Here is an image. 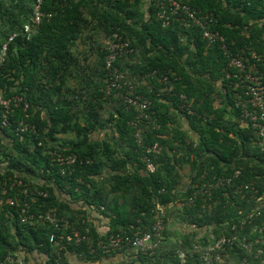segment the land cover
<instances>
[{"label":"trees","instance_id":"obj_1","mask_svg":"<svg viewBox=\"0 0 264 264\" xmlns=\"http://www.w3.org/2000/svg\"><path fill=\"white\" fill-rule=\"evenodd\" d=\"M177 1L201 16L212 14V30L225 37L232 52L251 48L261 55L258 66L264 74V0ZM142 3L0 0V57L7 45L0 62V98L22 96L29 104L28 116L19 107L8 116L7 126H2L0 107V186L7 189V197L17 199L15 206H0V260L10 255L18 259L24 251L45 255L44 264H74L71 256L81 264L103 262L115 253L103 254L97 248L99 241L118 233L142 235L163 214L168 225L174 219L186 227L181 241L168 243L167 229L154 254L135 252L132 262L120 264H179V251L187 254L190 264H202L200 253L191 252L196 245L205 248L247 220L239 228L240 237H263L264 155L250 123L235 105L237 90L228 77L232 70L225 53L218 46L208 47L200 29L186 26L183 18L164 28L154 6L145 18ZM36 8L52 17L44 16L27 39L24 26L32 24ZM115 32L129 39L134 49L117 62L121 72L136 81L149 77L145 85H138L137 93L152 102L149 114L160 129L146 123L139 126L146 131V145H162L160 154H148L138 146L131 125L135 108L127 109L119 98L106 95L107 51L98 39ZM78 42L95 45L98 60L93 68L81 65L74 53ZM154 71L174 80L173 93H160L163 84L160 75L151 76ZM71 80L77 83L69 87ZM182 93L190 99L193 114L179 110ZM219 97L221 107L216 106ZM178 116L187 119L194 136L182 128ZM22 123L34 124L37 132L26 131L21 139L17 129ZM53 153L76 155L78 160L60 166ZM145 157L155 166L154 172ZM186 166L191 180L181 192V170ZM221 178L232 180L211 187ZM204 184L211 188L210 196L202 195ZM23 190L47 195L36 196L31 212L55 210L76 228H89V240L59 247L49 242L55 232L49 224L21 223L23 203L31 200ZM89 209L110 219L107 234H99ZM258 209L262 215L248 219ZM223 255L227 263L235 257L241 264L249 253L235 247Z\"/></svg>","mask_w":264,"mask_h":264},{"label":"built area","instance_id":"obj_2","mask_svg":"<svg viewBox=\"0 0 264 264\" xmlns=\"http://www.w3.org/2000/svg\"><path fill=\"white\" fill-rule=\"evenodd\" d=\"M41 3V0H36ZM152 6L156 8V17L162 23V26L169 27L172 21H176L179 18L185 19L186 26H195L200 29L203 39L207 42L208 47L218 46L224 53L228 60L229 69L232 70L228 74V77L234 79V91L235 93V105L242 111V116L246 119L254 134L257 138L256 144L261 149L264 155V74L260 71L258 63L262 62V56L251 48H240L236 52H232L226 39L219 32L212 30V25L215 21L212 14H206L201 16L197 11L192 10L188 5L182 4L177 0H151ZM50 19L52 14L44 15L39 8H36L35 14L32 18V24H26L24 26L23 33L27 39L36 32V28L40 25L43 17ZM17 34L10 37L9 41L15 39ZM105 48L107 55L105 58V71H106V87L105 92L107 96L113 95L115 98H119L124 107L135 108L137 115L135 122H132V126L135 129L134 137L140 148H143L148 154H160L162 152V145L158 142L151 146L144 143L145 129L139 126L140 123H146L148 126L153 125V129L159 130L160 125L156 122H152L150 117V111L153 104L149 99H146L143 95L137 93L138 85H145L148 76H139L138 80H132L127 74L121 72L117 62L128 55L134 53L132 43L129 39L122 37L119 33L115 32L105 40ZM7 45L4 44L2 48V56L0 57L1 64L4 61L6 55ZM160 73L154 71L151 76L158 78ZM159 80L163 86L160 89L161 94H171L174 92L173 82L174 80L168 76L161 74ZM179 80V79H175ZM239 89L241 91H239ZM123 91V92H122ZM125 91V92H124ZM181 101L179 110L188 114H193L191 108L192 104L190 99L185 94H179ZM0 107L4 112V121L2 126L8 125V116L11 115L15 109L23 107L24 112L27 114L29 108L28 102L22 96H13L9 98H0ZM26 131L33 133L37 132L34 124L22 123L17 129V135L22 139V134ZM56 162L60 166L74 165L78 158L76 155L66 154H54ZM150 172L155 171V166L152 164L148 157L143 159ZM65 172V169H63ZM240 172H237L235 177L239 176ZM204 177V176H203ZM232 179L221 178L215 184L211 185L213 188H218L224 184H230ZM18 186H22V182L17 183ZM202 195L210 196L211 188L204 184L200 187ZM7 189L0 186V206L8 204L15 206L17 199L7 197ZM26 196L31 197V200L25 201L21 210V223H37L44 222L52 226L55 230L50 235L49 242L59 247L64 244H80L89 240L90 230L85 228L80 230L73 226L68 220L61 219L55 210H48L44 212H31V206L37 203V195L46 197L47 195L42 192H30L23 190ZM190 203L194 202V198H191ZM31 203V205H30ZM264 207V205H262ZM104 209V208H102ZM262 212L258 209L248 216V219L261 216ZM246 222L244 221L241 227L233 225L231 230L232 234L228 236H222L207 247L202 248L198 245L195 246L192 253H200V259L202 264H220L227 263V258L223 253L226 249H234L238 247L249 253L247 258H244L241 264H264V235L263 237H255L250 239L249 237H240L238 231L239 228L243 229ZM264 224V222H263ZM168 229V223L164 218V214L158 218L157 222L152 226V229L142 235L130 236L123 233L112 234L106 240H101L97 244V248L103 254L122 253V252H140L145 255H152L156 249L162 243L164 233ZM264 234V228H260V233ZM96 251L91 249V253ZM179 264H190L187 254L183 251L178 252ZM0 264H25L23 261H19L15 256L10 255L5 260H0Z\"/></svg>","mask_w":264,"mask_h":264},{"label":"crops","instance_id":"obj_3","mask_svg":"<svg viewBox=\"0 0 264 264\" xmlns=\"http://www.w3.org/2000/svg\"><path fill=\"white\" fill-rule=\"evenodd\" d=\"M141 6H142L143 11L145 13V18L148 19L150 17L149 9L152 7L151 0H143V3ZM95 38H97V37H95ZM100 39H98V40L100 41ZM102 44L105 47V45H106L105 40H104V42H102ZM94 47H95V45L92 43H88L86 45H84L83 43H80V42L77 43V47H75L73 49V51H74V53L79 54V59L81 61V65L91 66L92 68L94 67L95 63L98 60L97 54L95 51L96 49ZM84 55H86V58ZM76 83H77L76 80H71L68 85H69V87H72V86H75ZM222 100H223L222 97H219V100L216 102L217 107H221L220 104H221ZM232 119H233V121L237 120L236 118H232ZM178 120H179V123L182 126V128L185 131L190 132V134H192L194 136V133L192 132V129H191L187 119L183 116H178ZM69 137H71L70 134L69 135H62L59 138L67 139ZM192 139L196 140L195 138H192ZM181 173L183 176V181H182V185L180 187V190L182 192L190 183L191 169L189 168V166H186L183 168V170H181ZM89 210L91 212L90 220H91L92 224L99 231V234L101 236L107 234L111 230L110 229L111 228L110 219L107 218L106 216L96 214V211L94 212L93 209H89ZM169 222L170 223L168 225V229H169L171 235L168 239V243H172V244L178 243L177 241H181L182 237L184 236V232H185L186 227L185 226L183 227L179 222H177L174 219L169 220ZM190 229H192V227L188 228V231ZM199 237L200 238L204 237V234L200 235ZM134 253H135L134 251L115 253V255L109 257L108 259L104 260L103 262H99V263L95 262L94 264H120L121 262L130 263L134 259ZM18 259H19V261H23L25 264H40V263L44 264L48 258L45 255H41V254L39 255L37 253L25 254L24 251H20L19 255H18ZM70 260L74 264H81L82 263L80 259H77L76 257H73V256L70 257ZM237 263H238V260L235 257H231V262H229V264H237ZM224 264H226V263H224Z\"/></svg>","mask_w":264,"mask_h":264},{"label":"rangeland","instance_id":"obj_4","mask_svg":"<svg viewBox=\"0 0 264 264\" xmlns=\"http://www.w3.org/2000/svg\"><path fill=\"white\" fill-rule=\"evenodd\" d=\"M101 38V39H100ZM99 39H100V41H101V43L102 42H104V40H106L105 38H102V37H100ZM170 223V222H169ZM175 224V223H174Z\"/></svg>","mask_w":264,"mask_h":264}]
</instances>
